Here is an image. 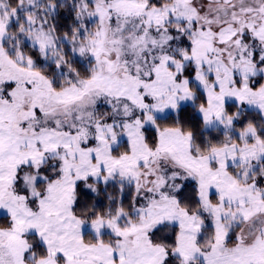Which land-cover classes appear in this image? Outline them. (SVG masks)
<instances>
[{
  "label": "snow or ice",
  "instance_id": "snow-or-ice-1",
  "mask_svg": "<svg viewBox=\"0 0 264 264\" xmlns=\"http://www.w3.org/2000/svg\"><path fill=\"white\" fill-rule=\"evenodd\" d=\"M0 264H264V0H0Z\"/></svg>",
  "mask_w": 264,
  "mask_h": 264
},
{
  "label": "trees",
  "instance_id": "trees-1",
  "mask_svg": "<svg viewBox=\"0 0 264 264\" xmlns=\"http://www.w3.org/2000/svg\"><path fill=\"white\" fill-rule=\"evenodd\" d=\"M111 189V188H110ZM112 190V189H111ZM101 200H103V196L100 197ZM106 203V201H104Z\"/></svg>",
  "mask_w": 264,
  "mask_h": 264
},
{
  "label": "rangeland",
  "instance_id": "rangeland-1",
  "mask_svg": "<svg viewBox=\"0 0 264 264\" xmlns=\"http://www.w3.org/2000/svg\"><path fill=\"white\" fill-rule=\"evenodd\" d=\"M108 191H109V192H112V190H111L110 188L108 189Z\"/></svg>",
  "mask_w": 264,
  "mask_h": 264
}]
</instances>
